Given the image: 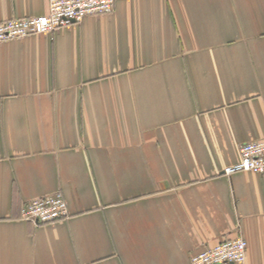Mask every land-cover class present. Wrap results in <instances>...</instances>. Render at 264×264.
<instances>
[{"label": "crops", "instance_id": "0c3cea01", "mask_svg": "<svg viewBox=\"0 0 264 264\" xmlns=\"http://www.w3.org/2000/svg\"><path fill=\"white\" fill-rule=\"evenodd\" d=\"M0 43V264H191L243 236L264 264V0H117ZM49 0H0V22ZM62 191L71 216L25 221Z\"/></svg>", "mask_w": 264, "mask_h": 264}, {"label": "built area", "instance_id": "2783aa9c", "mask_svg": "<svg viewBox=\"0 0 264 264\" xmlns=\"http://www.w3.org/2000/svg\"><path fill=\"white\" fill-rule=\"evenodd\" d=\"M117 0H49V11L45 14L15 17L0 22V43L51 33L60 28L77 24L87 16L108 15L115 11ZM241 159L227 166L228 176L238 171L264 173V138L243 143ZM21 217L25 221L46 224L71 216L63 192L28 200L22 206ZM243 236L230 238L206 247L191 255V264H244L247 258L248 241Z\"/></svg>", "mask_w": 264, "mask_h": 264}]
</instances>
